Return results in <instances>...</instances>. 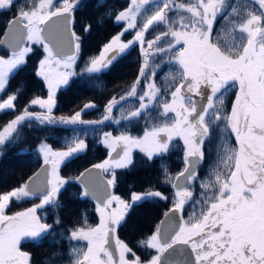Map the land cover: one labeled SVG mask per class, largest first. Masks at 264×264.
<instances>
[{
    "label": "snow or ice",
    "instance_id": "obj_1",
    "mask_svg": "<svg viewBox=\"0 0 264 264\" xmlns=\"http://www.w3.org/2000/svg\"><path fill=\"white\" fill-rule=\"evenodd\" d=\"M80 6L81 0H0V13L16 9L0 22V45L8 50L0 55V94L26 66L33 45L44 52L35 75L48 91L0 126V147L21 141L24 127L72 131L63 150L42 141L36 150L42 159L39 171L0 194V264H33L22 243L39 246L49 236L51 244L67 242V247L50 253L42 264H264V0H129L114 15L122 30L77 72L81 37L73 26ZM103 6L99 0L97 7ZM105 15L113 18V10ZM91 27L86 24L84 32ZM130 31L132 39L123 41ZM134 46L140 50L139 74L110 98L99 119H82L83 112L96 107L93 102L71 116L53 114L57 91L72 77L98 80ZM233 89L229 109L225 99ZM24 90L22 83L0 100V115L15 112ZM33 106L42 111H30ZM106 122L124 124L118 135L100 136L108 158L78 176H61L62 164L87 151L88 130L96 132ZM140 123L143 134L132 135L128 128ZM177 140L183 143V167L173 174L161 165L171 196L149 188L125 200L112 191L116 170L133 164V149L151 161L176 151ZM213 145L216 161L200 178L198 170ZM73 182L81 187L82 199L96 202L97 225L84 217L83 223L65 228L60 196ZM31 198L39 203L6 214L11 201ZM157 200H171V206L151 235L138 242L150 250L142 259L117 230L135 205ZM46 207L55 210L51 224L38 215Z\"/></svg>",
    "mask_w": 264,
    "mask_h": 264
},
{
    "label": "trees",
    "instance_id": "obj_2",
    "mask_svg": "<svg viewBox=\"0 0 264 264\" xmlns=\"http://www.w3.org/2000/svg\"><path fill=\"white\" fill-rule=\"evenodd\" d=\"M99 0H81V6L75 12L74 30L81 37V51L77 60L76 71L83 68L85 62L92 56H98L104 44L122 30L121 24L114 22L116 12L123 10L129 3V0H103V7H97ZM59 3V0H57ZM113 10V18L105 15L106 11ZM15 7L9 12L0 13V22L9 19L15 14ZM102 21V22H100ZM90 24L91 31L84 32L83 28ZM4 32V25L0 23V38ZM132 33L124 34V40H128ZM0 55H4L0 51ZM6 56V55H4ZM42 52L35 48L29 54L26 66L15 75L4 94H0V100L6 99L7 95L13 92L23 83L25 90L19 96L16 103V110L8 111L0 115V126L13 119L15 115L24 108L26 104L35 96L46 98L47 88L39 77L35 75L39 59ZM141 56L139 46L131 48L127 54L121 56L117 62L107 72L100 75L99 79L89 80L85 76L72 77L69 84L57 91V104L53 109V114L59 116H71L79 111L86 103L93 102L96 107L86 110L82 113V119H99L104 107L113 95L121 93L136 80L139 74ZM164 71H167L165 66ZM159 81V76L157 77ZM143 87V82L141 84ZM235 89L230 92L225 104L230 109L231 103L235 98ZM33 112L42 111L39 107L33 106L29 109ZM114 116H119V112L114 109ZM99 130L92 132L88 130L85 138L88 149L85 153L62 164L60 175L63 177H75L84 169L92 164L100 163L108 158V150L99 142L103 132H111L114 136L123 130V122L120 125L106 122L98 126ZM132 135L143 134V124H133L128 128ZM23 138L14 144H5L0 147V194L11 191L25 183L42 165V159L36 154L39 144L43 141L52 146L54 150H63L65 147V137L71 138L72 131L70 127L65 126H47L32 128L24 127L22 129ZM178 148L166 157H155L149 161L144 154L134 152L133 164L128 169H118L117 184L113 189L116 195L125 200H130L133 192H143L149 188L159 190L166 195L171 196L172 188L163 183L164 173L161 165L166 164L169 171L177 173L182 167L183 145L177 140ZM215 145L213 152L205 153V159L198 170L200 178H204L209 168L215 163ZM81 187L73 182L68 184L61 193L60 200L64 205L60 210V215L64 221L65 228L72 227L75 224L83 223L86 217L87 222L95 226L99 223V215L96 212V204L88 198L80 197ZM200 192L199 184H195V193ZM39 203L36 198L23 201H11L6 214L12 215L18 211H23L33 204ZM171 206V200H157L155 202H144L135 205L126 218V222L117 230L119 238L129 244L137 254L146 253L148 249L139 246V241L145 239L155 230V226L160 222L163 213ZM190 209L186 207L184 213L187 218ZM55 210L51 207L39 210L38 215H46L47 222L52 223ZM52 238L46 237L43 242L37 246L31 242L22 243V249L32 254L33 264H42V261L50 253L56 250H64L67 242H61L59 245L51 244ZM59 239V237H57Z\"/></svg>",
    "mask_w": 264,
    "mask_h": 264
},
{
    "label": "rangeland",
    "instance_id": "obj_3",
    "mask_svg": "<svg viewBox=\"0 0 264 264\" xmlns=\"http://www.w3.org/2000/svg\"><path fill=\"white\" fill-rule=\"evenodd\" d=\"M129 4V3H128ZM128 6V5H127ZM126 6V7H127ZM125 7V8H126ZM121 26L123 27V24H121ZM127 33H132L131 34V36L128 38V40H130V39H132V37H133V35H134V33L133 32H127ZM126 34V33H125ZM122 40L123 41H127V40H124V38L122 37ZM108 43V42H107ZM35 48H37V49H39L41 52H42V56H41V58L39 59V61L43 58V56H44V52H43V49L40 47V46H38V45H33V51H34V49ZM39 63V62H38ZM38 67V66H37ZM42 80V79H41ZM65 87V86H64ZM63 88V87H62ZM181 143H182V141H181ZM182 145H183V143H182ZM106 148V147H105ZM108 150V149H107ZM136 151H138V152H140L138 149H133V151H132V156H133V154H134V152H136ZM140 153H142V152H140ZM143 154V153H142ZM118 170V169H117Z\"/></svg>",
    "mask_w": 264,
    "mask_h": 264
},
{
    "label": "water",
    "instance_id": "obj_4",
    "mask_svg": "<svg viewBox=\"0 0 264 264\" xmlns=\"http://www.w3.org/2000/svg\"><path fill=\"white\" fill-rule=\"evenodd\" d=\"M2 38H3V35L1 36L0 39H2ZM0 51H1L2 53H4V54H8V50H7L3 45H0ZM40 167H41V166H40ZM40 167L38 168L37 171H39ZM37 171H36V172H37ZM36 172H35V173H36ZM35 173H34V174H35ZM34 174H33V175H34ZM33 175H31L30 177H32ZM30 177H29V178H30ZM29 178L27 179V181L29 180ZM94 202H95V201H94ZM162 219H164V216L161 218V220H162ZM161 220H160V221H161Z\"/></svg>",
    "mask_w": 264,
    "mask_h": 264
},
{
    "label": "flooded vegetation",
    "instance_id": "obj_5",
    "mask_svg": "<svg viewBox=\"0 0 264 264\" xmlns=\"http://www.w3.org/2000/svg\"><path fill=\"white\" fill-rule=\"evenodd\" d=\"M113 191V189H112ZM149 252L150 250H147L146 253L137 254L142 257V259H148L149 258Z\"/></svg>",
    "mask_w": 264,
    "mask_h": 264
}]
</instances>
